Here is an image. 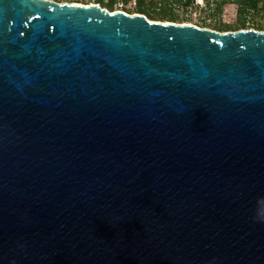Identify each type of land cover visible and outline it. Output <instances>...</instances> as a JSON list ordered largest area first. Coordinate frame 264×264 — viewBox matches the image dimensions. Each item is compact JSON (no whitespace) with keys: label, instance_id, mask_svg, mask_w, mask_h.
I'll return each mask as SVG.
<instances>
[{"label":"water","instance_id":"obj_1","mask_svg":"<svg viewBox=\"0 0 264 264\" xmlns=\"http://www.w3.org/2000/svg\"><path fill=\"white\" fill-rule=\"evenodd\" d=\"M0 264H264V30L0 0Z\"/></svg>","mask_w":264,"mask_h":264},{"label":"rangeland","instance_id":"obj_2","mask_svg":"<svg viewBox=\"0 0 264 264\" xmlns=\"http://www.w3.org/2000/svg\"><path fill=\"white\" fill-rule=\"evenodd\" d=\"M78 3H92L96 0H64ZM137 0H129L135 5ZM222 0H147L143 4L142 12L134 11L136 8H127L129 13L140 12L150 19L172 20L187 22L216 30H229L239 28H256L264 30V6L241 8H224ZM109 10L122 9V0H102L98 2ZM124 10V9H123Z\"/></svg>","mask_w":264,"mask_h":264},{"label":"trees","instance_id":"obj_3","mask_svg":"<svg viewBox=\"0 0 264 264\" xmlns=\"http://www.w3.org/2000/svg\"><path fill=\"white\" fill-rule=\"evenodd\" d=\"M97 2H102V0H96ZM147 0H137L135 2V5H130L129 0H122V9L126 10L127 8H136V10L134 11H140L142 12L143 9V4L146 2ZM222 4V6L226 9L230 8V7H235L237 8H241V6L243 5H247L250 7H256L259 5L264 6V0H222V2L220 3ZM103 5V4H101Z\"/></svg>","mask_w":264,"mask_h":264},{"label":"built area","instance_id":"obj_4","mask_svg":"<svg viewBox=\"0 0 264 264\" xmlns=\"http://www.w3.org/2000/svg\"><path fill=\"white\" fill-rule=\"evenodd\" d=\"M54 1L63 2L64 0H54Z\"/></svg>","mask_w":264,"mask_h":264},{"label":"bare ground","instance_id":"obj_5","mask_svg":"<svg viewBox=\"0 0 264 264\" xmlns=\"http://www.w3.org/2000/svg\"><path fill=\"white\" fill-rule=\"evenodd\" d=\"M68 2H70V1H68ZM73 2H75V1H73Z\"/></svg>","mask_w":264,"mask_h":264}]
</instances>
